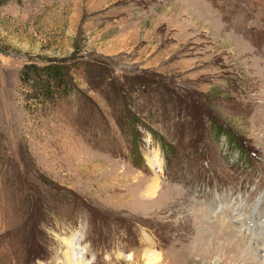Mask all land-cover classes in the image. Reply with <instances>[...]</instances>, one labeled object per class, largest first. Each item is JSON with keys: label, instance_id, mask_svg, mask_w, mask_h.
Masks as SVG:
<instances>
[{"label": "rangeland", "instance_id": "374dc122", "mask_svg": "<svg viewBox=\"0 0 264 264\" xmlns=\"http://www.w3.org/2000/svg\"><path fill=\"white\" fill-rule=\"evenodd\" d=\"M30 59L78 66L28 112ZM257 212L264 0L0 6V264H240L218 222L264 247Z\"/></svg>", "mask_w": 264, "mask_h": 264}, {"label": "trees", "instance_id": "16d2710c", "mask_svg": "<svg viewBox=\"0 0 264 264\" xmlns=\"http://www.w3.org/2000/svg\"><path fill=\"white\" fill-rule=\"evenodd\" d=\"M10 0H0V6L9 3ZM42 61L30 59L20 71V82L22 88L28 89L29 93L26 99V110L31 112L36 109L37 105L42 103H55L63 96L67 95L71 87L70 79H72L76 64H67L65 61L49 59ZM32 81L33 85H29ZM35 108V109H34ZM220 130L225 132L220 126Z\"/></svg>", "mask_w": 264, "mask_h": 264}, {"label": "bare ground", "instance_id": "6f19581e", "mask_svg": "<svg viewBox=\"0 0 264 264\" xmlns=\"http://www.w3.org/2000/svg\"><path fill=\"white\" fill-rule=\"evenodd\" d=\"M155 170H156V173H159V172H161L162 169H160L159 167L156 166ZM155 182H156V184H154L153 186H150L149 190L146 191V194L148 196L150 194H153L155 192V190H157L158 186L160 187L161 184H160L159 180L155 179ZM257 213H259V212H257ZM240 220L241 219L239 218L238 219L239 223L244 222V221H240ZM218 223H219L220 233H218L216 240H218L217 239L218 237L220 238L219 239L220 241H218V242H220L219 245H223V243L225 244V242H223V241L227 240L228 236H230L231 238H234L233 241H235V238H236V240L242 241L241 246L243 245V247L240 246L242 249H240V247H238V248L235 247L233 244L231 246L232 249L236 248L239 251L237 253V257H239L241 259L240 264H244V262L248 261V260L256 261L255 259H258V258H263L262 261H264V247L259 246L261 248V250H260L259 247L257 246V244H258V242H260V240L256 239L255 236H253V235H250V236H253L254 238L253 237L252 238L251 237L244 238L243 236L236 235L233 231V226H231L230 223L224 222L221 219H219ZM234 228H235V226H234ZM263 228H264V226H263ZM224 229H226L227 231H225ZM250 234H251V232H250ZM262 237H264V233H262ZM66 244L68 246V250L64 254V257H65L64 260H65L66 264H87L84 256H74L75 254L73 255L74 250H76V251L80 250L79 248H77V246H75L76 245L75 241L69 240L65 243V245ZM227 247H228V245H227Z\"/></svg>", "mask_w": 264, "mask_h": 264}]
</instances>
